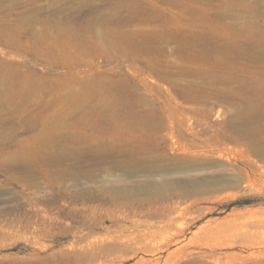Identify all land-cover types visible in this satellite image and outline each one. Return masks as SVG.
Segmentation results:
<instances>
[{"label": "rangeland", "instance_id": "374dc122", "mask_svg": "<svg viewBox=\"0 0 264 264\" xmlns=\"http://www.w3.org/2000/svg\"><path fill=\"white\" fill-rule=\"evenodd\" d=\"M65 153L145 165L75 185ZM111 182L128 197L81 193ZM117 227L158 234L104 245ZM187 244L264 264L243 260L264 254V0H0V264H166Z\"/></svg>", "mask_w": 264, "mask_h": 264}, {"label": "bare ground", "instance_id": "6f19581e", "mask_svg": "<svg viewBox=\"0 0 264 264\" xmlns=\"http://www.w3.org/2000/svg\"><path fill=\"white\" fill-rule=\"evenodd\" d=\"M118 158H121V159H118ZM61 160H62V162H64V166H63V170H62L63 175L66 178L67 177L70 178L73 181V184H75V185L80 183V179L81 178H86V179H88V180H90L92 182H95L97 180V173H95L92 170V167L99 166V165H101V163H103L104 161H107V160H112L114 162V166L123 167L125 169H128L129 171L134 170L135 167L136 168L137 167L138 168H143L144 165H145L144 163H142L141 160L133 159L132 157H129V156H126V155H116V156L107 155V156L101 157V158H94L92 155H89V156H87V155H81V156L78 155L77 156L76 154H73V153H69V155L67 153H65V155L61 156ZM8 167H12L13 168L12 165H10ZM21 170L23 171L24 176L27 178L26 180H24L25 183H26V184H24L25 186L36 188V189H41L42 188V183H39V182H36V181H32V179L34 177L33 171L29 170L28 168H21ZM61 180H62V178H61ZM59 182L60 181H58V183ZM114 183H116V182H111L109 187H105V186H98V187H96V186L92 187L91 186V187H87L81 193L82 194L84 192H85L84 194L88 193L89 199L93 200V201L99 200L100 199V193H102V192H107L108 195L111 196L110 198L112 200H115L114 197H113L115 191H119L123 196L128 197L127 192H129L128 191L129 187L126 186V185H122L121 187L118 186L119 188H115V185H113ZM62 185H65L64 180L60 182V186L57 185L54 189H57L56 190L57 192L62 193L60 196L64 197L66 189ZM133 186H135V185H133ZM136 186L138 188L141 187V185H139V184H137ZM141 188L143 190V186ZM73 193H74L73 195H75V196L80 195L79 191L73 192ZM101 199H102V197H101ZM49 201L51 202V200H49ZM49 201H46V204L48 206L50 204ZM135 201L137 203H140V199L139 198H137ZM72 216H73L74 222L79 224L78 225L79 227H92L89 223H87L85 221H82V222L77 221L75 213H73ZM52 225H54V224H52ZM66 227H69V226H66ZM117 228L119 230H115V232H113V234L110 235L109 239L108 238H103L102 239V242H103L104 245H106L107 242L111 240V242H113V244L114 243H118V242L124 244V242H126V246H128L127 245L128 241H133L134 239H142L143 237H147L148 235L154 237V236H157V234H158V231L157 232L153 231V229H152L153 227H147V232H144L142 234L140 232H138V233L135 232L134 233L133 231H130V230H132V229H134L136 227H117ZM163 228H164V230L162 229L161 230L162 232L166 231V229H168V230L171 229L170 227H163ZM241 228H243V229L246 228L245 230H247L248 227L242 226ZM185 229L186 228L177 229L176 231H174V234L171 232L173 234V235H171V238L174 237V236H178V237L179 236H183L185 234ZM63 230H65V232H68L69 228H65ZM126 231H130V233L126 234L125 233ZM84 239H88V237H86ZM78 240H82V239H78ZM169 241L170 240L165 239L164 243L162 245H160L156 249H151V247L148 246L150 249L148 248L147 251L158 252L159 250H162L163 247L166 246L169 243ZM116 245H114V246H116ZM88 247H90V246H88ZM99 247H100V249L99 248L98 249L100 251L98 252V250H97V252H94L90 256H88V258L91 257L92 260H94L95 257L97 256V254L103 252V248L105 246H99ZM184 247L182 249H180L181 250L180 251V255L177 258L169 259L168 261H165L166 264H221L222 257H221V254L219 253L218 250L222 249L223 246H220V245L219 246H212V247H209V249L204 250V251L203 250H200V251L192 250L191 246L188 245V244L186 246H184ZM116 248H118V247L116 246ZM261 256H264V254L263 253L253 252L250 255L245 256L243 258V260L245 261V260H249V259H253V258H259ZM148 262L149 261H147V263ZM149 264H159V262H158V260H154V261H150Z\"/></svg>", "mask_w": 264, "mask_h": 264}]
</instances>
